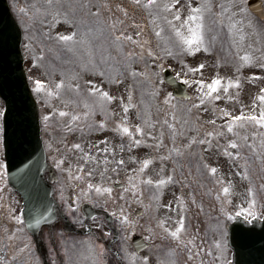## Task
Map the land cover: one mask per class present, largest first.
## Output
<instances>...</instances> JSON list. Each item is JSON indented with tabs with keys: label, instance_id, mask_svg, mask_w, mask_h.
<instances>
[{
	"label": "rangeland",
	"instance_id": "rangeland-1",
	"mask_svg": "<svg viewBox=\"0 0 264 264\" xmlns=\"http://www.w3.org/2000/svg\"><path fill=\"white\" fill-rule=\"evenodd\" d=\"M244 1L246 3L247 0ZM242 3L243 0H12L13 9H17L18 16L24 21L23 49L29 79L42 99L40 107L44 119V141L52 160L60 167L61 174H64L65 186L74 187L77 193L76 202L89 201L94 207L108 211L115 219L119 218L123 222L124 233L132 234L137 230L157 240L166 235L164 231L168 227H179L184 216L182 209L186 186L183 188L179 183L177 186L171 184L173 188H169V184L163 199L158 201L151 199L149 193H143L145 184H150L151 180H158L166 174L178 173L185 178L184 167L190 164L194 172L187 176V181L193 184L194 180H199L200 186L189 188L188 191L193 194L187 197L189 203L197 197L199 191L203 204L210 203L215 208L220 206L217 212L223 221L230 217L231 212L248 217L263 213L264 30L256 28L259 25L246 12ZM69 8H73L76 15ZM83 9L88 12L87 15L80 14ZM67 10L70 15L72 13L77 17L75 22L78 23L92 22L91 12L104 17H99L102 23L107 20L111 32L108 37L112 35L110 43L104 38L101 43L105 44V48L100 46L90 50L84 46L85 61L76 62L79 63L80 70L75 76L80 81L73 84L76 91L84 90L92 96H99L103 102L97 97H79L82 103L77 105L74 102L77 97L75 95L69 97L73 103L68 98L65 100L69 89L62 83L64 74L60 71L70 72L67 78L72 79L74 76L71 74L69 61L74 59L70 55L63 61L65 56L60 55L59 51L64 53L66 50L72 52L76 49L74 42L62 40L75 28L73 16L69 17ZM212 24L217 26L219 35L228 44L225 57L219 56L223 62L214 58L215 54L210 51V42L206 39L207 30L212 29ZM101 28L107 34V26L101 25ZM97 34V30H91L86 35L93 39ZM96 38L99 42L101 35L98 34ZM60 43L63 47L58 49ZM190 56L195 61L190 58L185 67L184 64L176 62L173 66L171 62L163 59L180 60ZM56 58L60 61H56ZM46 59L55 60L54 64L50 62L49 67L45 63ZM116 66L121 77L117 76ZM73 67L74 65L71 66ZM166 67L181 77L198 76L196 71L200 75L203 73L201 77L206 80L201 81L200 78L192 81L194 84H204L208 87L207 92H214L211 99L213 106L204 101L198 102L201 97L198 99V91L193 88V98L189 104H185L191 106L194 113L186 108L185 113L183 112L185 125L184 122L179 125V113L185 104L182 103L184 101H176L171 89L165 84L162 71ZM231 67L244 70L246 78L240 87L236 86L240 83V69L235 71V76L233 70L229 69ZM106 70L112 71L110 82L105 78ZM135 70L139 77L125 76ZM230 83L233 86L228 91L232 93H224L226 84ZM135 84L139 87V95L133 93ZM70 85L72 86L71 82ZM142 85L147 93H152L156 88L159 90L160 98L157 101L165 111L163 114L170 119L172 117L171 120L168 119L169 128L165 118L157 110L148 115L144 113V130L135 125V114L130 107L137 108L138 103L144 102L140 95ZM129 92L131 98H128ZM81 95L83 92H80L79 96ZM105 101L110 102L109 109H103ZM89 103L93 107L91 111H86L85 107ZM202 103L204 106H200ZM149 104L150 100L145 108L150 107ZM247 107L250 115H253L249 118L248 127L239 120L231 121L230 127L236 140L246 147L248 161L233 158L236 156L233 153L236 151L233 146L235 138L224 126L227 125L230 114L235 115ZM3 111L0 101V146L3 138ZM76 111H86L85 116L92 118L84 119L81 115H76ZM97 112L110 115L104 118L96 115ZM75 118L86 124L92 123L91 125L102 123L104 131L94 137L81 135L72 127ZM183 126L184 129L180 128ZM161 127L164 131L169 129V133H163ZM120 131L126 138L127 147H132L128 153L120 149L123 146L121 135L115 133H121ZM138 133L143 138L141 146L137 144ZM166 138H171L172 141L168 142ZM109 139L112 140L111 143ZM172 149L176 157L181 158L182 174L167 159ZM0 152H3L2 146ZM1 153L0 174H3ZM254 165H257L261 174H249V180L246 169L250 171ZM167 179L168 176H165L162 182ZM4 183L6 184L5 177H2L0 189ZM116 183H122L123 188H115ZM160 186L164 190L166 184ZM2 191L0 264H20L27 252L24 244L29 245L28 238L17 230L16 225L21 212V200L11 190ZM62 191L65 193L63 189ZM69 200L72 204L75 203L72 198ZM147 203H156L153 205L157 210L156 222H150L153 214L148 207L144 208L148 206ZM137 208L143 210L139 217L135 214ZM201 212L202 220L198 226L201 224L202 230L198 231L199 235L205 234L206 222L203 221L213 217L212 210ZM165 220L169 225L163 224ZM103 228L104 231L107 230L105 226ZM188 229L174 234V239L181 244L183 240L190 239L189 235L194 233H186ZM89 252L92 256L95 250L91 248Z\"/></svg>",
	"mask_w": 264,
	"mask_h": 264
},
{
	"label": "water",
	"instance_id": "water-1",
	"mask_svg": "<svg viewBox=\"0 0 264 264\" xmlns=\"http://www.w3.org/2000/svg\"><path fill=\"white\" fill-rule=\"evenodd\" d=\"M250 9L263 18L261 3L249 2ZM23 32L12 10L9 0H0V97L6 102L5 147L10 184L19 191L25 201L24 217L28 230L37 235L43 223L56 219V204L53 189L44 178L54 169L47 163L40 138V121L36 101L33 97L22 52ZM167 83L177 96H182L185 87L170 72L165 73ZM92 216V214H90ZM244 230L238 221L232 235H247L244 238L248 248V264H264V221L254 222ZM232 242L240 243L241 240Z\"/></svg>",
	"mask_w": 264,
	"mask_h": 264
},
{
	"label": "flooded vegetation",
	"instance_id": "flooded-vegetation-1",
	"mask_svg": "<svg viewBox=\"0 0 264 264\" xmlns=\"http://www.w3.org/2000/svg\"><path fill=\"white\" fill-rule=\"evenodd\" d=\"M67 243L68 242L63 243V241L55 237L51 230L45 229L43 234V250L39 253V264H72V258L68 253ZM225 244H227V239L225 237L219 239L216 243L215 247L220 249L223 253V258L217 264H228L232 261L233 251L229 250ZM126 245L128 244L126 243ZM126 245L121 246V255L125 259V264H133V261L128 257L127 250L125 251V247L127 248ZM151 247L149 249H151ZM146 251L141 254L139 253L138 258L140 259L136 260V264H148V259L142 258V254H145ZM204 261V259L196 258L195 264H215L213 259H209L207 262ZM104 264L110 263L105 261Z\"/></svg>",
	"mask_w": 264,
	"mask_h": 264
}]
</instances>
